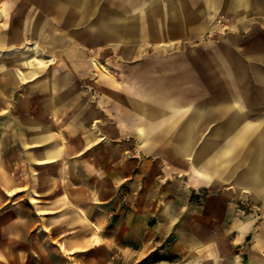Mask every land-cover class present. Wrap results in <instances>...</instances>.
I'll return each mask as SVG.
<instances>
[{
	"label": "crops",
	"instance_id": "1",
	"mask_svg": "<svg viewBox=\"0 0 264 264\" xmlns=\"http://www.w3.org/2000/svg\"><path fill=\"white\" fill-rule=\"evenodd\" d=\"M88 1L74 0L71 5L80 8L77 13L83 16ZM120 2L122 9L97 15L99 37L147 44L153 38L185 40L210 30L213 17L223 14L243 31L241 45L231 35L223 55L215 47L202 49L201 70L213 90L207 91L195 78L190 72L191 58L184 56L177 70L182 79L176 82V92L161 84L162 93L140 96L123 108L117 103L119 108L107 113L112 119L108 127L99 110L71 120L69 90L62 94L52 88L47 101L49 119L64 112L70 127L62 134L64 138L80 134L78 143L70 138L58 142L61 132L50 122L23 130L5 127L8 120L1 118L0 135L9 129L15 138L8 144L0 140V264H111L114 253L135 263L165 242L174 226L158 208L148 205L147 185L134 186L140 178L136 180L127 169L121 144L109 142L110 138H137L134 149L138 151L197 150L192 160L196 175L227 183L234 169L240 168L237 184L264 199V124L249 126L247 97L249 79L254 86L264 87V46L250 47L249 42L264 43V0ZM35 72L28 68L19 74L18 69L0 63V113ZM253 102H260L258 95ZM95 120L107 132L102 144L94 139ZM202 135H207L203 141ZM91 148L101 152L100 156L82 157L78 161L81 170L73 173L72 157ZM10 151L14 152L11 157ZM26 169L31 172L28 180ZM42 169L48 173L41 175ZM123 184L130 187L128 193ZM244 222L242 231L254 230V220ZM200 250V243L193 246V264H201ZM250 251L241 264H264V237L258 236Z\"/></svg>",
	"mask_w": 264,
	"mask_h": 264
},
{
	"label": "rangeland",
	"instance_id": "2",
	"mask_svg": "<svg viewBox=\"0 0 264 264\" xmlns=\"http://www.w3.org/2000/svg\"><path fill=\"white\" fill-rule=\"evenodd\" d=\"M72 1L0 0V63L18 69L19 74L28 68L36 69L35 76L31 74L28 78H32L21 83L3 104L7 107L0 113V119L8 120L5 127L27 130L32 124L42 127L50 122L61 132L58 142L70 138L78 143L80 134L66 138L62 134L70 127V119L64 112L58 118L49 119L47 101L52 88L62 94L69 90L71 120H76L79 114L85 118L91 110H99L104 112L103 125L108 127L112 119L107 113L119 108L117 103L123 108L140 96L162 93L161 84L164 89L176 92V82L182 79L177 70L184 56L191 58L190 72L211 91L206 73L201 70V59H204L201 53L205 52L202 49L215 47L223 55L228 38L233 35L236 44L241 45L244 34L236 28L232 17L217 14L210 30L185 40L153 38L149 44L111 41L96 34L97 15L122 9L120 0H89L83 16L77 13L82 11L80 8L71 5ZM153 34L159 35V32ZM249 42L250 47L264 46L262 42ZM52 80L54 87L48 86L54 84ZM251 82L249 79L247 88L249 126L264 124V118L255 117L264 115L261 112L264 87ZM255 95L259 96V103L253 102ZM96 124L98 120L92 122L94 139L102 144L107 141V132ZM11 131L8 129L5 135H0V140L11 143L15 138ZM206 136L202 135V141ZM108 141L121 144V158L127 160V169L133 171L136 180L140 178V183L134 186L140 189L145 183L151 195L148 205L158 208L168 224L174 226L165 242L140 261H124L120 254L114 253L111 256H115V261L110 259L111 264H193V246L198 243L201 264H241L248 259L258 236L264 237V199L237 184L242 174L240 168L234 169L231 182H210L208 176L194 172L192 160L198 156L197 150L138 151L134 149L139 142L137 138ZM100 153L91 148L73 156L72 172L81 170L78 161L82 157L97 158ZM55 169L59 174L60 167ZM47 171L42 169L41 175ZM25 173L28 180L31 172L26 169ZM125 185L122 189L128 193L130 187ZM248 219L254 220L256 226L246 234L247 230L242 228Z\"/></svg>",
	"mask_w": 264,
	"mask_h": 264
},
{
	"label": "built area",
	"instance_id": "3",
	"mask_svg": "<svg viewBox=\"0 0 264 264\" xmlns=\"http://www.w3.org/2000/svg\"><path fill=\"white\" fill-rule=\"evenodd\" d=\"M112 261H115V256H111V258H110ZM113 264H115V263H113ZM117 264V263H116Z\"/></svg>",
	"mask_w": 264,
	"mask_h": 264
}]
</instances>
